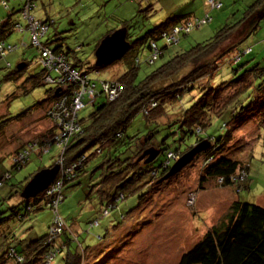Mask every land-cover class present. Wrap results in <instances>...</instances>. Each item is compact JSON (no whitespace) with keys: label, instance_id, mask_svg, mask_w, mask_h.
Returning a JSON list of instances; mask_svg holds the SVG:
<instances>
[{"label":"trees","instance_id":"16d2710c","mask_svg":"<svg viewBox=\"0 0 264 264\" xmlns=\"http://www.w3.org/2000/svg\"><path fill=\"white\" fill-rule=\"evenodd\" d=\"M7 1H4L6 9H8ZM207 1L205 0V4L212 9L219 10L224 6L223 0H213L219 2L218 7L212 6ZM25 3L26 1L20 0L19 11H22ZM263 4L264 0H254L241 12L237 10L232 12L222 21L218 29L208 35L209 38L174 54L139 80H137L139 68L137 52L141 50L140 47L147 48L153 54L156 53L155 58L149 56L145 59L149 64V60L154 63L163 56V50L167 48L164 46L158 49L156 46L158 39L164 37L170 44L172 42L167 41L166 35L172 29L182 28L177 37L189 35L190 28L188 32H184L186 26L190 24L192 27H197L201 19L195 18L193 24L190 18H186L187 16H171L146 32L141 33L139 29L141 34L137 32L138 37L133 40H128L130 25L122 20L106 35L118 28H127L126 39L130 47L121 58L128 56L127 68L116 77L101 82L100 90L86 74H81L76 66L67 63L66 54L60 48L53 50L48 48L55 54L62 55L68 67L84 76L89 86L94 85V99L83 100L84 106L91 103L94 109L87 117L81 119H78L77 112L75 128L62 137L63 128H58V122L52 119L49 113L68 108L78 85L67 82L48 83L46 80L48 77L56 81L59 76L44 68L38 74L26 77L25 83L32 85L31 88L51 86L45 92V99L36 103L32 109L43 108L42 118L52 124L53 131L50 137L46 134H42V137L38 135L35 137L36 140L24 141V144L8 153L7 156L11 155V168L20 170L27 164L33 151L48 152L53 146L60 149L54 162L60 169L53 183L45 191L35 198L21 197L22 201L19 205L23 207L22 212L19 205L3 210L0 203V264H50L56 251L61 252L63 249H66L62 259L63 264H84L85 252H88L90 247H87L88 250L86 246L81 247L82 244L77 239L78 232L73 229V224L62 223L57 232H52L56 226L54 221L51 232L29 238V242L21 251L15 250L9 244L16 240L13 233L15 227L12 224H21L27 219L30 220L33 214L47 208L57 211V206L73 188L86 191L88 195L93 190L100 209L107 213L121 201H125L128 195L138 194L146 188V193L138 194L140 204L129 211V213L133 211L131 213L133 214L142 204L145 206L148 200L151 201L152 196L163 192L170 183L179 179L183 171L194 166L198 161L200 168L196 190L192 191L191 195L205 190V186L212 183L218 187L234 189L236 197L229 205L226 220L218 226L210 227L197 243L182 253L177 264H264V206L239 200L237 195L246 188L248 161L244 163L236 159L237 156L232 150L227 153L234 140L235 131L246 123H255L258 130H264V57L255 61L252 56L254 52L248 46L237 51V45L258 29L264 17L243 35L239 34L241 26ZM16 25L21 27L19 23L9 22L8 18L4 22L0 21V44L13 47L7 43L6 38ZM176 39L174 43L178 42V38ZM40 44L47 48L45 46L47 44L41 41ZM36 49L39 51L37 47ZM230 54L232 56L227 64L231 70V77L213 83L220 62ZM39 58L40 51L35 63L38 64ZM118 61L101 68L94 63L93 70L97 72L106 69ZM18 65L23 66L18 69ZM18 65L8 72L4 79L17 82L25 78L23 76L28 63L22 61ZM11 67L12 65L9 64L8 68ZM103 84L116 89L114 97H110L108 92L103 90ZM26 89L24 88L22 92L27 91ZM100 94H103L99 97L103 101L94 105L95 98ZM138 114L143 117L146 133L126 135L127 128ZM18 117L6 118L3 114L0 116V124L3 123L0 126V137L7 129L5 126L11 121L16 119L19 122ZM215 121L221 122L220 127L223 131L217 135L206 133L207 128ZM54 135L56 140L52 138ZM204 141L208 144L205 151L197 154L179 173L162 180L180 156ZM150 148L158 151L157 157H162L157 165L154 164L157 157L148 164L144 163V159L138 160L140 155ZM221 151L227 153V156H222ZM40 170L42 169L38 171ZM10 173L8 171L0 175V184L6 179H11ZM34 174L24 182L22 189ZM143 206L139 212L142 211ZM121 229V227H111L99 237V240L105 242L111 234ZM72 244H75L73 249L70 248ZM88 253H92L91 249Z\"/></svg>","mask_w":264,"mask_h":264},{"label":"rangeland","instance_id":"374dc122","mask_svg":"<svg viewBox=\"0 0 264 264\" xmlns=\"http://www.w3.org/2000/svg\"><path fill=\"white\" fill-rule=\"evenodd\" d=\"M4 1L1 0L0 3V21L4 22L8 18L9 22L19 23L21 27L16 25L6 38L7 43L14 49L0 58V116H19L20 119L19 122L15 119L5 126L7 129L0 137V175L11 172V179H6L0 184V203L3 210L21 203V196L17 193H21L19 191L24 182L39 169L53 165L60 150L52 146L48 152L33 151L23 168H11V155L7 156L8 153L20 147L24 141L36 140L38 135L52 136L53 128L49 121L42 118L43 108L32 109L36 103L45 99V92L51 86L31 88L32 85L25 83L26 77L38 74L42 69L35 63L39 51L31 46V33L26 28L28 20L23 17L22 11H19L20 0H8V9L4 7ZM252 1L254 0H223L224 6L218 10L208 7L205 0H32L33 7L28 16L48 26L47 33L40 41L47 44L45 46L51 50L60 48L66 54L67 63L76 66L81 74H86L100 90L101 82L116 77L127 68L128 56L106 69L97 72L93 70L95 46L122 20L130 25L128 40H133L138 34L153 29L171 16H187L193 24L196 19H203L197 27H190L189 35H178L177 43L169 44L164 37L158 39L157 48H167L163 50V56L154 63L149 64L145 60L149 56L152 57L153 53L140 47L141 50L137 52L139 80L174 54L209 38L208 35L218 29L232 12H241ZM247 46L252 48L255 61L262 60L264 18L260 21L258 29L237 45V51ZM231 56L232 54L225 56L220 62L213 83L231 77L227 64ZM22 61L28 63L23 76L25 78L17 82L4 79V76ZM9 64L12 65L11 68H8ZM24 88H27V91L22 92ZM102 95L95 98L94 105L103 101L99 98ZM93 109L91 103L86 104L78 111V119L87 117ZM143 122V117L138 114L127 128L126 135H144L147 129ZM220 123L215 121L207 128L206 133H221L223 129ZM235 132L227 153L232 150L237 156L236 159L244 163L248 161L246 188L237 196L241 201L264 206V130H258L255 123L248 122ZM227 153L221 151L222 156ZM161 160V156L157 157L154 164H159ZM199 168L200 161L183 171L179 179L170 183L160 194L152 196L151 201L148 200L145 206L142 204L133 214V211H129L140 204L138 194L146 193V188L138 194L128 195L125 201H121L108 213L100 209L93 190L88 195L79 188L70 189L63 202L57 206V211L47 208L33 214L30 220L12 224L15 227L13 233L16 240L9 244L15 250L21 251L29 242V238L51 232L54 221L66 225L75 222L79 226L77 239L82 244L81 247H90L89 250L92 251L91 254L88 249V252H85L84 264H177L182 253L197 243L210 227L218 226L226 220L229 205L236 197L234 189L218 187L212 183H208L205 190L191 195L192 191L196 190ZM142 206V211L139 212ZM19 208L22 212L23 207ZM111 227L122 229L111 234L105 242L99 240ZM74 247L75 244L70 246L71 249ZM65 250L56 251L50 264H63Z\"/></svg>","mask_w":264,"mask_h":264},{"label":"built area","instance_id":"2783aa9c","mask_svg":"<svg viewBox=\"0 0 264 264\" xmlns=\"http://www.w3.org/2000/svg\"><path fill=\"white\" fill-rule=\"evenodd\" d=\"M209 4H211L214 7L219 6V2H214L213 0L207 1ZM33 7L32 0H26V3L22 9V15L25 19L28 20L26 28L31 33V45L34 47H37L40 51V58L38 60V64L44 68L47 69L49 72H55L57 73V76H59L58 80L54 81L51 77H48L46 80L49 83H58L62 84L64 82L67 83H73L77 84L78 87L73 92L71 102L68 108H65L58 112H50L52 119L58 122V128H63L61 131V136L64 137L66 134H69L74 128V121L76 118L77 111L83 106V100L90 99L93 97V95H88L87 91L88 88H92L94 91V85L89 86V82L86 80L84 76H81L77 71L71 69L68 67L67 63L65 62V59L60 54H55L48 48H44L40 44V38L45 35L48 26L44 25L41 22L35 21L34 19H31L28 16V13L30 12L31 8ZM201 20L200 22H202ZM19 28V26L17 25ZM191 27L190 24L186 26L184 29V32H188L189 28ZM182 30V28H174L172 31L166 35L168 42H176L177 34ZM14 49V47H11L9 45L5 46L3 43L0 44V58L5 56V54L11 52ZM155 51V48H154ZM156 53L153 54V57L155 58ZM103 90L105 92H108L110 97H114L116 94L115 88H110L108 85H103ZM63 102V100H62ZM62 102L60 104V108L62 105ZM60 132V131H59ZM54 140H56V136L52 137ZM53 189V188H52ZM107 213V211H104V213ZM57 220V219H56ZM56 223L55 228L52 230V232H57L59 228L61 227L62 223L54 222Z\"/></svg>","mask_w":264,"mask_h":264},{"label":"water","instance_id":"95a60500","mask_svg":"<svg viewBox=\"0 0 264 264\" xmlns=\"http://www.w3.org/2000/svg\"><path fill=\"white\" fill-rule=\"evenodd\" d=\"M264 17V4L256 10L241 26L239 34H245L250 31L258 22ZM242 34V35H243ZM127 28H118L112 33L104 36L99 42L94 51L95 65L99 68L107 67L112 63L120 60L129 50L130 44L127 41ZM23 65H18L17 68L21 69ZM208 148L206 141L194 146L188 152L180 156L169 169L168 173L162 178L166 180L175 174L179 173L185 166H187L194 157L205 151ZM158 155V151L153 148L145 150L138 160H143L144 163H151ZM59 165L54 164L50 168H45L35 173L27 184L22 189L20 196L23 199L35 198L38 194L45 191L55 180L58 172Z\"/></svg>","mask_w":264,"mask_h":264},{"label":"bare ground","instance_id":"6f19581e","mask_svg":"<svg viewBox=\"0 0 264 264\" xmlns=\"http://www.w3.org/2000/svg\"><path fill=\"white\" fill-rule=\"evenodd\" d=\"M149 62L151 63L152 61L149 60ZM103 85H104V84H103ZM87 94H88V95H93V94H95V92H94L93 89L90 87V88H88ZM86 99H87V98H86ZM92 99H94V95H93V97L90 98L89 100H92ZM83 106H84V104H83ZM83 106H82L80 109H82ZM80 109H79V110H80ZM79 110H78V111H79ZM78 111H77V112H78Z\"/></svg>","mask_w":264,"mask_h":264},{"label":"crops","instance_id":"0c3cea01","mask_svg":"<svg viewBox=\"0 0 264 264\" xmlns=\"http://www.w3.org/2000/svg\"><path fill=\"white\" fill-rule=\"evenodd\" d=\"M71 224H73V229H75V231L79 233V226L74 222H72Z\"/></svg>","mask_w":264,"mask_h":264}]
</instances>
